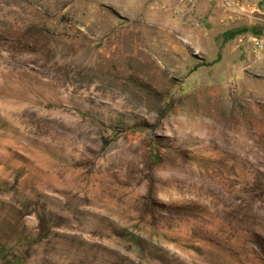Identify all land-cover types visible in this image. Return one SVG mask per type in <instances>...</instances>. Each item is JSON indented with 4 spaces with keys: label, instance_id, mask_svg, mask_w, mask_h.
I'll list each match as a JSON object with an SVG mask.
<instances>
[{
    "label": "rangeland",
    "instance_id": "374dc122",
    "mask_svg": "<svg viewBox=\"0 0 264 264\" xmlns=\"http://www.w3.org/2000/svg\"><path fill=\"white\" fill-rule=\"evenodd\" d=\"M0 264H264V1L0 0Z\"/></svg>",
    "mask_w": 264,
    "mask_h": 264
},
{
    "label": "water",
    "instance_id": "95a60500",
    "mask_svg": "<svg viewBox=\"0 0 264 264\" xmlns=\"http://www.w3.org/2000/svg\"><path fill=\"white\" fill-rule=\"evenodd\" d=\"M264 1V0H263Z\"/></svg>",
    "mask_w": 264,
    "mask_h": 264
}]
</instances>
